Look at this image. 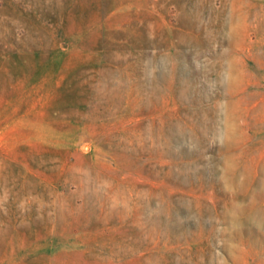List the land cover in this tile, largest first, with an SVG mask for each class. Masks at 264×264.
Returning <instances> with one entry per match:
<instances>
[{
  "label": "rangeland",
  "instance_id": "1",
  "mask_svg": "<svg viewBox=\"0 0 264 264\" xmlns=\"http://www.w3.org/2000/svg\"><path fill=\"white\" fill-rule=\"evenodd\" d=\"M0 264H264V0H0Z\"/></svg>",
  "mask_w": 264,
  "mask_h": 264
}]
</instances>
